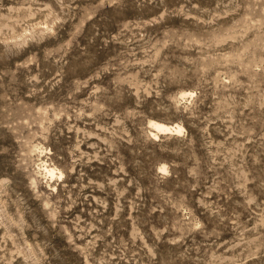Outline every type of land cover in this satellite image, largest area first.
<instances>
[{
  "label": "clouds",
  "instance_id": "clouds-1",
  "mask_svg": "<svg viewBox=\"0 0 264 264\" xmlns=\"http://www.w3.org/2000/svg\"><path fill=\"white\" fill-rule=\"evenodd\" d=\"M0 264H264V0H0Z\"/></svg>",
  "mask_w": 264,
  "mask_h": 264
}]
</instances>
